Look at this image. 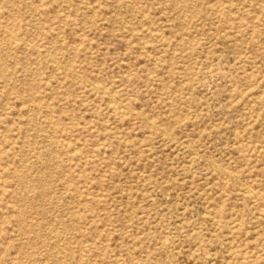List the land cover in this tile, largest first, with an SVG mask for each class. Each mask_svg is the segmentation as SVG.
<instances>
[{
    "label": "rangeland",
    "instance_id": "rangeland-1",
    "mask_svg": "<svg viewBox=\"0 0 264 264\" xmlns=\"http://www.w3.org/2000/svg\"><path fill=\"white\" fill-rule=\"evenodd\" d=\"M263 200L264 0H0V264H264Z\"/></svg>",
    "mask_w": 264,
    "mask_h": 264
},
{
    "label": "bare ground",
    "instance_id": "bare-ground-1",
    "mask_svg": "<svg viewBox=\"0 0 264 264\" xmlns=\"http://www.w3.org/2000/svg\"><path fill=\"white\" fill-rule=\"evenodd\" d=\"M184 15H186V14H184ZM4 27V26H3ZM9 32V31H8ZM10 34L12 33V32H9ZM12 35V34H11ZM14 35V34H13ZM26 42V41H25ZM29 44V43H28ZM40 50V49H39ZM36 51H37V49H36ZM39 53V52H38ZM47 53V52H46ZM46 56V55H45ZM49 57H51L50 55H48ZM48 57V58H49ZM54 61H55V59L54 58H52ZM49 61L51 60V58L50 59H48ZM53 60H52V62H53ZM62 64V63H61ZM111 99H112V97H111ZM112 101V100H111ZM116 104V103H115ZM114 104V105H115ZM122 105H123V103H122ZM132 109V108H131ZM177 117V116H176ZM185 118V117H184ZM176 119V118H175ZM148 121V120H147ZM166 132H167V130H166ZM37 133H38V131H37ZM183 144V143H182ZM225 170V169H224ZM243 184V183H242ZM246 188V187H245ZM247 189V188H246ZM249 191V190H248ZM252 192V191H251ZM255 198V197H254ZM256 199V198H255ZM264 201V200H263ZM61 239V238H60Z\"/></svg>",
    "mask_w": 264,
    "mask_h": 264
}]
</instances>
